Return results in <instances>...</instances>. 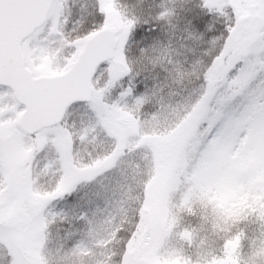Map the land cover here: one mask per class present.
<instances>
[{
    "label": "snow or ice",
    "instance_id": "1",
    "mask_svg": "<svg viewBox=\"0 0 264 264\" xmlns=\"http://www.w3.org/2000/svg\"><path fill=\"white\" fill-rule=\"evenodd\" d=\"M101 7V0L83 7L76 0H0V186L31 198L32 178L42 164L70 178L55 197L59 212L53 213L52 201L37 202L30 216L17 218L12 231L33 232L39 244L41 231L46 235L60 222L57 217L67 222L72 213L85 231L76 240L78 233L65 230L66 243L73 244L65 256L86 249L85 239H91L107 264H140L134 242L148 223L153 164L159 171L169 163L164 140L150 133L171 107V91L193 75L194 85L184 87L178 98L184 106L179 115L197 110L183 142L190 163L177 169L181 182L197 191L226 188L238 199L247 198L256 209L252 219L264 226V0H161L143 18L125 13L115 34L104 30L107 17ZM85 17L86 26L77 29ZM95 33L100 35L85 46L82 42ZM114 66L115 73L98 78ZM173 131L177 140L183 136L180 124ZM88 140L111 147L79 160ZM134 144L144 160L136 163L131 191L121 194L115 211L110 199L101 210L73 195L81 185L115 175ZM12 160L18 183L6 180ZM133 193L138 199L131 198ZM210 223L215 238L220 235L216 227L228 222L214 213ZM7 231H0L5 240ZM185 233L195 243L199 226L191 229L177 216L159 254L168 255L167 245ZM113 234L119 243L109 246ZM222 245V240L213 245L216 255ZM0 251V264H28L17 262L3 240ZM201 256L199 264H212L207 249ZM257 257L264 259V242L252 241L240 264H259Z\"/></svg>",
    "mask_w": 264,
    "mask_h": 264
},
{
    "label": "trees",
    "instance_id": "2",
    "mask_svg": "<svg viewBox=\"0 0 264 264\" xmlns=\"http://www.w3.org/2000/svg\"><path fill=\"white\" fill-rule=\"evenodd\" d=\"M76 2L81 6L87 5L89 0H76ZM161 0H101V11H103L106 15H111L113 18L122 21L126 19L124 14L127 16H138L143 18L149 8H154ZM170 4H179V3H187L189 0H168ZM215 0H209V3H214ZM114 12V13H112ZM87 18L81 19L79 22L75 24L77 29H80L86 26ZM106 24V23H105ZM121 23H119V28ZM210 55L209 53H206ZM120 63H123V59L121 57ZM196 77L193 75L191 78L186 77L183 82L178 83L176 89L171 91V95L169 96V100L172 101L171 107L165 112L162 118L158 122H162L167 119L169 122L173 123L174 118H177V122L180 121L181 117H186L191 114V119L193 121V117L197 116V111H189L187 115H179L178 113L184 112V106L179 104V96L180 92L184 87H192L195 83ZM176 99H173V98ZM176 113V115H173ZM170 125L166 126L169 128ZM170 134V132H168ZM170 135H166L165 138L168 139ZM110 145L108 144H99L94 142L93 145L84 147L83 145L79 149L78 159L87 161L90 155H94L98 150H107L110 149ZM123 152V151H122ZM144 159L137 153L135 150L128 149L127 156L124 160L120 162V165L117 169V173L115 175H111L108 177H101L95 184L92 185H81L79 190L73 195L78 198L85 206H88L89 202L93 208L96 205H99V208L103 210L105 208V200H112L111 211H115L118 206V200L120 199L121 194H127L131 190L128 186L131 178H133L134 171L136 168L137 162H142ZM183 168H181L182 170ZM37 171V169H36ZM35 171V173H36ZM153 172V178L151 182L147 185V192L149 197V204L146 208L148 223L145 226L144 231L141 234H138L135 240V248L134 254L138 255L142 252L145 247L146 242L140 237L147 230L150 225V214L154 211V207L152 204V193L154 191V186L157 184L159 177L157 176L158 172L155 168ZM33 175L32 181H35L36 184H33L35 187V193L37 195H45L49 194L50 190L53 191L55 182H48L46 180L37 181L35 176ZM147 175V172H145ZM175 176H180L179 172L176 170ZM174 176V177H175ZM181 179V177L179 178ZM6 180H10V177L7 175ZM18 183V181H17ZM133 187H135L133 185ZM9 190V187L0 186V192L4 190ZM14 191L18 192L19 203L13 205L12 211L14 213V217L12 216V220L14 219V223L12 225V229L15 226L17 218L19 216H30L33 210L38 206L37 202L47 201L50 198H39L33 192L31 194V198L23 195L20 190L14 189ZM9 193V192H8ZM20 194V196H19ZM51 194V193H50ZM15 196V195H13ZM16 197V196H15ZM132 199H138L133 193L131 196ZM25 200H29V203H25ZM55 201V202H54ZM246 201V200H245ZM244 201V202H245ZM54 207L52 209L53 213H57L60 210L61 204L60 202L53 200ZM212 203L209 202H196L192 201L187 206H182L178 208L172 209L174 214L178 216L182 222V224L186 225L191 229H196L199 226V238L193 243L192 234L185 233L189 235V238L183 240V255L178 257L177 260L185 264H199V260L193 261L191 256V248L197 247L200 252L203 249L208 250V254L211 256L212 264H240V259L242 256V252H247L249 250L250 243L252 241L256 243L264 242L261 240V235H264V226L260 222L255 219H252L253 212L256 211L252 207L250 203H245L242 205H238L234 211H226L217 208ZM219 214L224 221H227V226L224 223H220L216 227V231L220 233L219 236L213 238L212 237V224L210 223L213 214ZM72 213H69V220L67 222L63 221V218L57 217V220L60 221L54 226H52L51 231L45 235L46 242L48 244V248L53 252L57 251V255L52 257L50 262H45V264H95L98 259H104L105 264H107V258L101 257L102 249L97 247L96 242L91 243L89 240H85L87 248H81L77 251L76 254L69 253L67 256L64 255V252H67L69 248L73 247V244L66 243V229L70 230L73 233H78L75 236L76 240H80L81 236L79 233H83L85 231V225L81 222L72 220ZM237 229L235 234H232V229ZM46 228L47 225H44ZM7 230L6 228V215H0V231ZM30 233L28 231L25 232H10L7 231L8 239H3L0 236V240H3V243L8 244L9 248L12 250V254L14 259L19 262L21 259L27 261V254L24 252L23 243L24 238ZM13 235L14 238H17V244L9 243L10 236ZM247 237H251V241L247 240ZM222 240L223 245L219 247V255H216V249L213 245L218 244V242ZM186 242V243H185ZM91 243V244H90ZM118 241L115 239V234L106 241V244L112 246L113 244L118 245ZM62 245L64 246L62 249ZM95 253V255H93ZM42 261H46L47 254L42 255ZM0 259H3L1 257ZM259 264H264V259L257 257ZM28 262V261H27ZM28 264H30L28 262ZM142 264H149L147 259Z\"/></svg>",
    "mask_w": 264,
    "mask_h": 264
},
{
    "label": "rangeland",
    "instance_id": "3",
    "mask_svg": "<svg viewBox=\"0 0 264 264\" xmlns=\"http://www.w3.org/2000/svg\"><path fill=\"white\" fill-rule=\"evenodd\" d=\"M119 23H121L120 19L117 20L111 15H108L105 26L115 27L119 31ZM116 71L117 68L115 66L110 69H105L100 73V76L98 78L102 79L105 73H115ZM194 110L195 108L192 109V111ZM173 115H176V113H174ZM196 118L197 116H194L193 121L190 120L191 114L187 115L185 118H180V121L177 124L181 125V128L183 129V136L179 140L175 138V133L173 131L177 127V124L175 125L178 120L177 118H174L173 123L165 119L162 122L157 121L153 125V129L150 134L157 135L164 140L166 151L169 156V163L167 166L162 167L159 171H157V176L159 177V179L157 181V184L154 186V191L152 193L151 199L154 211H152V213L150 214V225L140 237V239L142 238L146 242V244L142 252L138 255H135L140 264L144 263L146 259L149 264H185L177 259L181 256V253L183 255V240L189 238L188 234H184V238L182 240H173L171 244L167 245L166 251L168 252V255L162 256L159 254L160 249L164 248L166 245L168 233L171 231L174 220L177 217L172 209L187 206L192 201H196L209 202L212 203L211 205H214L219 209L230 212L234 211L238 205L249 203L247 198L246 201L244 200V202L243 199L236 198L235 193L226 188L217 191H213L211 189L207 191H197L195 187L185 188L181 182V179H179L180 176H175V172L177 169L186 168L190 163V160H186L184 158L183 142L189 135H191L192 125L194 124ZM168 125H170V127L166 128V126ZM168 132H170V137L166 139L165 136L168 134ZM93 143L94 141L88 140L83 143V146H90L93 145ZM138 147L139 145L134 144L128 149H132L137 152ZM122 151L123 148L121 149V152ZM142 158L144 159V157ZM8 167V176L10 177L11 182L17 183L15 161H9ZM155 168L156 166L154 162L152 170L154 171ZM34 177L37 181L46 180L48 182H55L53 191L50 190L51 194L49 193L38 196L37 193L34 192L35 195H37V197L39 198H50V200L47 199V201L43 202H53L61 187L64 184L68 183L70 180V178L67 176L62 177L59 170L55 167H44L43 164L40 168L37 169ZM33 184H36V182L32 181V185ZM13 195H15L16 197ZM19 199L20 197H18V192L14 191V189L11 191L10 189L8 191L6 189L3 192H0V202L3 201V203H5V206L3 208H0V215H6V228L11 233L14 232L12 231L14 219H11L12 216L14 217V213L11 211L14 203L16 204L17 201L19 203ZM9 200L12 201L11 204H9ZM26 202L28 204L29 200H25V203ZM113 208L114 207L112 206V209ZM9 238L12 244H17V238H14L13 235H11ZM85 240H89L91 243L95 242L91 239ZM23 241L24 252L27 254V261L30 264H45V262H50L52 257H55L57 255V251L52 252L48 248V244L46 242L43 231H41V239L39 241V244L36 243L35 233L33 232L27 233ZM174 252H179V255H172V253ZM43 254H47L46 261H42ZM3 255L4 253L0 251V258L3 257ZM191 256L193 261L202 258L199 248L192 247Z\"/></svg>",
    "mask_w": 264,
    "mask_h": 264
},
{
    "label": "water",
    "instance_id": "4",
    "mask_svg": "<svg viewBox=\"0 0 264 264\" xmlns=\"http://www.w3.org/2000/svg\"><path fill=\"white\" fill-rule=\"evenodd\" d=\"M104 30L106 31V32H109V33H112V34H115L116 33V30L114 29V28H104ZM97 35H100L99 33H95L94 35H93V37H90V38H88L86 41H85V46H87V43H88V41H90V40H92V39H94L95 38V36H97ZM102 50V49H101ZM102 59H103V57H100V58H98V59H96V60H94L93 61V63H92V65H91V68H90V74L91 73H94L95 71H96V69H97V67L99 66V64H100V62L102 61ZM60 75H63V74H60ZM5 206V203H0V208H3Z\"/></svg>",
    "mask_w": 264,
    "mask_h": 264
}]
</instances>
